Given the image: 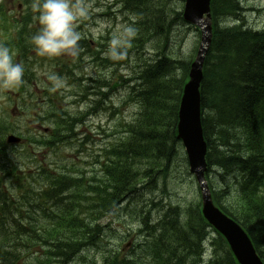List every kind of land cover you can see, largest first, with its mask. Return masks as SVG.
Here are the masks:
<instances>
[{"label": "trees", "instance_id": "trees-1", "mask_svg": "<svg viewBox=\"0 0 264 264\" xmlns=\"http://www.w3.org/2000/svg\"><path fill=\"white\" fill-rule=\"evenodd\" d=\"M128 1L131 3L130 5L136 4L144 9L147 4L151 6L154 5V0ZM243 8L242 2H235L233 0H214V19L218 20L219 25L227 28L217 31L213 37L208 60L211 70L206 72L203 96L204 99L205 96L207 98V107L205 106V109L215 118V124L217 123L225 129L228 128V131L245 129L249 132L251 123L250 115L251 113L256 115L255 112L260 110L263 103V99L259 97V93L264 90V79L261 76V74L264 73V32H244L241 27L228 28L230 15H234L235 11L242 14L243 17L246 15L245 9ZM150 18L153 19L154 17L151 16ZM219 18L223 19V21ZM152 28L153 26L149 27V29L147 28L146 32L148 33V30ZM248 73H250L249 75L252 78L248 77ZM165 74L166 72L156 77L148 86H153L155 82V84L165 83ZM159 93H162V91ZM154 100L155 98L150 99V108L146 110L147 115L145 118L148 119V122H143L139 127L140 129L151 130L155 127L156 130L155 119L158 118V112L162 109L160 106H151ZM157 102L159 104V101ZM212 129L213 126L209 128V134H212ZM256 131L262 137L259 125ZM214 133L216 132L213 131V134ZM239 133L242 134L240 131ZM249 134L250 133H248L245 141L247 142V148L252 147V152L248 154V157L263 158V160L259 162V168L264 171V146H262L261 141L257 144L251 141L253 135L252 133ZM218 136L222 139V136ZM258 139H260V137ZM135 140H137L136 137ZM229 140V138H225L222 145L229 148ZM138 142H142V144H144V142L154 144L157 141L151 140L150 137H142ZM165 142L167 144V141ZM219 150H223V147L221 146ZM148 151L154 152V147L148 149ZM246 152L247 149L243 148L236 152H228L227 155L240 157V155ZM215 154L221 160L223 166L241 167V169L249 172L252 171L255 174L260 173L257 166L254 164L256 161L255 158H250L248 161H240L234 158H224L226 157V153H217V151H215ZM210 163L213 164L212 161H210ZM118 182L119 184L122 183L120 180H118ZM248 198L250 197L248 196L245 199L247 200ZM252 200L255 202L256 199L252 198ZM254 202L249 201L247 202L248 204H244L239 208L235 207L233 211H226L225 209L224 211L241 223L254 241L257 251L259 252L258 248L261 246L264 250V202L257 206L254 205ZM257 237L261 242H259Z\"/></svg>", "mask_w": 264, "mask_h": 264}, {"label": "clouds", "instance_id": "clouds-1", "mask_svg": "<svg viewBox=\"0 0 264 264\" xmlns=\"http://www.w3.org/2000/svg\"><path fill=\"white\" fill-rule=\"evenodd\" d=\"M30 9L37 30L28 44L35 54L50 60L61 56L78 57L82 36L77 24L89 16L87 0H32ZM135 35V29L130 26L114 30L108 42L107 57L114 62L124 60ZM14 55L10 47L0 43V90L17 88L23 83L25 68L15 62ZM48 80L50 91L64 86L63 79L55 74L49 75ZM207 259H211L210 254Z\"/></svg>", "mask_w": 264, "mask_h": 264}, {"label": "rangeland", "instance_id": "rangeland-1", "mask_svg": "<svg viewBox=\"0 0 264 264\" xmlns=\"http://www.w3.org/2000/svg\"><path fill=\"white\" fill-rule=\"evenodd\" d=\"M9 1H10V5H12V6L14 3L16 4V2H15L16 0H9ZM116 1H118V0H93L92 1L91 4L94 5V7H95L94 13L97 12L101 15H104V17L101 20H99V22H98L99 25H98L97 30H99V31H95L94 33H92L93 37L97 36L100 32L102 34H105L104 32L107 29H109L113 33L114 30L120 28L121 26H125V24L122 22V18L119 17L118 10L120 9V7L118 5H115ZM241 2H242L243 7L246 8V10H245L246 15H244L243 18L246 20V24L248 25V27L251 29H254V30L263 29L264 28V0H241ZM108 13H110V14H108ZM106 14H108V16H106ZM185 30L186 29L183 27H176L174 32H173V35L171 37L170 49L175 55L188 56V55L194 53V51H195V48L197 46V45H195L196 41H197V35L195 32H190L188 35L185 36V39L183 41H180V38L184 35ZM132 67L134 68V66H132ZM38 69L40 70L39 76H41V77H43V75H42L43 73L49 74V73L45 72L44 70H42L43 67H39ZM249 74L250 73H248V77L252 78ZM132 75H133L132 68H128V69L124 70V76L126 78H130V77H132ZM91 76H92V73H91ZM261 76L264 79V73H262ZM62 88H65L64 90H66V92L65 91L63 92L61 90L59 92V94H61L62 96H64L66 94V96L60 100V104L58 105V108L63 109V110H67V111H69L70 114H77V117H79L80 111H84V109H85V107H83V105H82V103H83L82 99L80 100V95H82L83 92L81 90L79 92V90H78L75 92L74 96L69 95L71 93H68V91L71 88H68L65 81H64V86ZM38 95H39V93H38ZM124 97H125L124 89L118 88L116 90L114 96L111 97V100H112L111 104H114L115 106L119 107V105L121 104ZM106 98H107V96L101 97V100L106 99ZM37 105L40 108L45 109V106L43 105V103L40 100H39V102H37ZM100 107H102V106H100ZM118 109L121 110V108H118ZM40 111H41L40 109H36L35 111H31L29 108L28 109L25 108L23 111L17 112L15 114V110H14V112H13V114H15L14 119L19 124L27 122V123H29V127L31 129H34L35 127H37L36 130L42 131L41 127L42 126L45 127L48 125L43 124L42 126H40L39 124L35 125L32 123V122H35L37 120L38 114L40 113ZM110 111H111V108H106V109L99 108L98 112H96L94 114L93 118L92 117L90 118L91 122L93 123L91 125L92 130L89 128V126H87L86 129L91 130V133L95 139L97 138V132L99 133L100 129H104V131H106L107 133H110L111 131H113V129H114L113 123L109 122L110 118H108V114L110 113ZM133 115H134V107H132L131 105H128L124 109L123 117L126 121H130V120H132ZM112 119H114V121L116 122L118 120V116H116V114H115ZM82 129H84V128H82ZM215 129H216L218 135L222 136V139L219 136H217L222 141V143H223V140L225 138L230 139V141H231L230 144L234 143V140H232L233 138L228 134L227 131H224L223 126L216 123ZM80 133H84V132L80 131ZM114 136H116V135L109 136V138L115 139ZM97 144H98V142H97ZM236 151H239V150L235 149L233 152H236ZM172 168L176 169V168H178V165L174 166ZM225 172L228 176H232L227 172V170ZM188 182L189 181H187V184H184L182 187H181L180 183L174 185L172 187V192L179 195V197H181V198L185 197V198H187V200L191 201L193 199V194L196 193V190L192 185L189 186ZM231 184H232V182H229L227 185L230 186Z\"/></svg>", "mask_w": 264, "mask_h": 264}, {"label": "water", "instance_id": "water-1", "mask_svg": "<svg viewBox=\"0 0 264 264\" xmlns=\"http://www.w3.org/2000/svg\"><path fill=\"white\" fill-rule=\"evenodd\" d=\"M186 3H187V6H186L185 18L187 20L197 23V18L198 17L201 18V16L204 13L208 12V9H207L208 0H187ZM205 25H206L205 22H202L201 20H199V26L201 27L203 31L202 48H204L207 45L209 41V35H210L209 27H205ZM202 55H203V51L201 52V57ZM199 66L200 64L196 66V69H195L196 75L195 74L192 75L193 77L196 78V80H197V76L199 72ZM204 199H205V207H204L205 216L212 223L213 222L222 223L224 227L222 231L224 232L225 236L229 239L231 244L239 250L238 251L239 253L244 254L246 258V264H251L250 261L254 260V256H253L252 250L244 234L231 221L225 219L216 210L213 209V207L211 206L209 197L207 195L204 196ZM253 264H259V263L256 261Z\"/></svg>", "mask_w": 264, "mask_h": 264}, {"label": "bare ground", "instance_id": "bare-ground-1", "mask_svg": "<svg viewBox=\"0 0 264 264\" xmlns=\"http://www.w3.org/2000/svg\"><path fill=\"white\" fill-rule=\"evenodd\" d=\"M107 2V1H106ZM108 3V2H107ZM112 3V2H111ZM116 3V2H115ZM113 6V5H112ZM139 6V5H138ZM118 9V8H117ZM114 10V9H113ZM245 11V10H244ZM110 12V11H109ZM115 12V11H114ZM246 12V11H245ZM78 91V90H77ZM79 92H80V90H79ZM81 97V96H80ZM109 108V107H108ZM108 110V109H107Z\"/></svg>", "mask_w": 264, "mask_h": 264}]
</instances>
